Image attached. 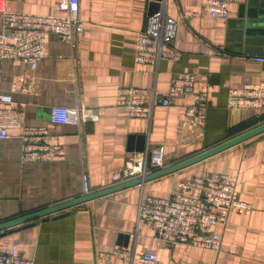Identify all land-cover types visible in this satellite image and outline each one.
Returning a JSON list of instances; mask_svg holds the SVG:
<instances>
[{
    "label": "crops",
    "instance_id": "0c3cea01",
    "mask_svg": "<svg viewBox=\"0 0 264 264\" xmlns=\"http://www.w3.org/2000/svg\"><path fill=\"white\" fill-rule=\"evenodd\" d=\"M57 2L0 0V7L63 15ZM148 2L80 0L84 30L76 43H62L50 33L46 57L36 70L0 60V90L24 108L27 124H49L57 105H85L97 115L84 125L57 127L64 152L54 160L24 163L18 130L0 143V223L84 195L83 173L90 176L92 192L112 186L137 148H163L167 167L264 124V105L229 107L232 90L264 85V62L257 59L264 57V0L231 5L227 19L210 18L206 0H163L159 12L177 21L173 44L182 57L158 65L135 57ZM181 72L199 76L196 89L207 97L203 124L187 114L190 94L171 96L173 103L156 107L149 118H131L117 105L124 88L169 97L170 81ZM206 171L232 176L252 213L230 211L219 252L158 241L138 219L141 200L168 197L180 181ZM0 244L18 245L34 264H140L147 251L157 253L160 264H264V133L175 173L20 226Z\"/></svg>",
    "mask_w": 264,
    "mask_h": 264
},
{
    "label": "built area",
    "instance_id": "2783aa9c",
    "mask_svg": "<svg viewBox=\"0 0 264 264\" xmlns=\"http://www.w3.org/2000/svg\"><path fill=\"white\" fill-rule=\"evenodd\" d=\"M242 0H206L205 9L210 18L227 19L231 5ZM57 10L63 15H35L11 12L0 7L2 27L0 30V60L14 61L38 69L46 57L48 35L54 33L60 42L74 44L84 30L80 18V0H58ZM178 23L171 16L158 12L148 19L146 31L138 33L136 61L141 64L158 65L162 60L178 62L182 55L174 48ZM264 62V57L257 58ZM199 76L181 72L172 77L169 97L149 96L145 89L124 88L117 100L131 118H149L156 107L170 106L173 95L190 94L193 103L187 106L188 116L203 124L206 121L207 97L196 89ZM264 105V85L247 86L244 90H232L229 107L261 108ZM97 115L85 105L79 107L54 106L49 124L33 126L26 122L22 106L15 104L11 93L0 90V143L11 137L13 130L20 131L24 163L45 162L63 154L57 127L84 125ZM165 167L163 148L135 153L126 168L113 177V185L158 171ZM84 194L91 188L90 176L82 174ZM231 210L251 214L253 205L239 198L236 180L225 173L206 171L201 176L182 180L168 197L147 196L139 204L138 219L154 232V237L169 245H188L196 248L221 251L222 227L228 224ZM121 254L127 252L118 250ZM0 264H34L19 252L18 245L3 247L0 244ZM140 264H160L157 253L144 252Z\"/></svg>",
    "mask_w": 264,
    "mask_h": 264
},
{
    "label": "water",
    "instance_id": "95a60500",
    "mask_svg": "<svg viewBox=\"0 0 264 264\" xmlns=\"http://www.w3.org/2000/svg\"><path fill=\"white\" fill-rule=\"evenodd\" d=\"M163 0H149L147 10H146V17H145V24H144V31H146L148 27V19L152 15L158 13L161 10ZM264 133V124H261L237 137H234L224 143H221L211 149H208L206 151H203L189 159L180 161L178 163H175L171 166L164 167L158 171L149 173L145 175L144 177H139L136 179L129 180L124 183H120L117 185H112L110 187H107L105 189L91 192L89 194H84L80 197L66 200L60 203H57L55 205L43 207L41 209H38L36 211L27 213L25 215H22L20 217L5 221L0 223V238L7 235L8 233H12L14 230H17L20 226H26L30 225L31 222L40 220L46 216H49L51 214L76 207L78 205H81L83 203H86L88 201H92L98 197L106 196L108 194H111L113 192L126 189L132 186L136 185H142L148 181H151L153 179L175 173L177 171H180L182 169H185L189 166H192L194 164L200 163L202 161H205L216 154H219L227 149H230L238 144H241L245 141H248L260 134ZM137 152H143L145 151L144 147H140L136 149Z\"/></svg>",
    "mask_w": 264,
    "mask_h": 264
}]
</instances>
